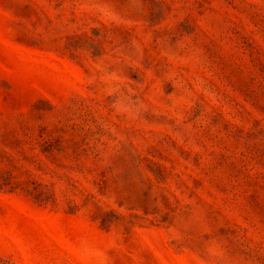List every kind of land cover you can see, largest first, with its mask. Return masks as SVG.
<instances>
[{"label": "rangeland", "instance_id": "1", "mask_svg": "<svg viewBox=\"0 0 264 264\" xmlns=\"http://www.w3.org/2000/svg\"><path fill=\"white\" fill-rule=\"evenodd\" d=\"M0 264H264V0H0Z\"/></svg>", "mask_w": 264, "mask_h": 264}]
</instances>
